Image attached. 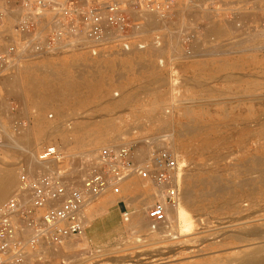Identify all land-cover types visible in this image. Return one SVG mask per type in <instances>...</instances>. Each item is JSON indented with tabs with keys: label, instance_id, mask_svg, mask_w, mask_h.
Masks as SVG:
<instances>
[{
	"label": "rangeland",
	"instance_id": "obj_1",
	"mask_svg": "<svg viewBox=\"0 0 264 264\" xmlns=\"http://www.w3.org/2000/svg\"><path fill=\"white\" fill-rule=\"evenodd\" d=\"M175 3L170 17L147 23L143 35L133 34L129 39L132 49L140 43L149 46L141 63L136 57L126 62L129 50L124 49L120 34L110 37L96 55L83 34L79 37L81 47L58 49L27 61L9 75L11 79L19 75V80L9 76L0 79V168L11 167L17 183L21 170L37 174L45 169L36 155L49 144L58 146L80 167L81 160L88 163L101 147L126 143L142 154L147 138L169 134V148L183 167L182 182L199 195L203 183L217 176L227 189L223 197L214 203H199L200 209L188 208L193 220L189 231L183 223L176 226L174 222L169 235L159 230L160 234L153 236L147 235L149 230L139 234L129 229L123 214L134 209L121 200L110 206V221L103 228L107 235H118L116 238L90 242L92 237L86 233L87 241L73 238L43 256L17 264H264V0ZM48 16L51 20L52 15ZM130 30L126 26L124 35ZM159 34L162 42L157 45ZM46 65L64 67L73 78L84 68L99 74L103 85L97 96L83 104L58 99L39 105L30 95L28 80L35 76L27 75V69ZM5 80L19 83L4 87ZM15 87L20 89L14 91ZM127 94L130 99L122 106L105 109L109 100ZM149 109L158 122L147 114ZM39 112L44 114L49 134L42 142H28ZM162 117L167 124L160 123ZM106 119L113 123L107 129L102 126L108 140L95 148H84L86 135L75 129L83 122ZM191 125L198 129L196 136L180 138L178 130ZM63 130L73 132L64 135ZM9 140L21 148L11 149L6 145ZM105 211L95 214L90 224ZM142 222L143 227L150 226L147 218Z\"/></svg>",
	"mask_w": 264,
	"mask_h": 264
},
{
	"label": "built area",
	"instance_id": "obj_2",
	"mask_svg": "<svg viewBox=\"0 0 264 264\" xmlns=\"http://www.w3.org/2000/svg\"><path fill=\"white\" fill-rule=\"evenodd\" d=\"M175 6V0H0V79L27 61L81 47L83 34L94 55L115 34L129 50L132 35L139 37L147 28L143 13L164 21ZM156 40L161 44L160 34ZM169 137L147 138L142 154L126 143L101 147L80 167L55 144L42 148L36 158L45 169L37 174L21 170L17 188L0 204V264H17L83 237L93 202L109 190L121 193L123 181L133 176L156 187L147 220L152 230L169 235L171 210L181 203L183 184V167L169 148ZM123 217L129 221L128 211Z\"/></svg>",
	"mask_w": 264,
	"mask_h": 264
},
{
	"label": "bare ground",
	"instance_id": "obj_3",
	"mask_svg": "<svg viewBox=\"0 0 264 264\" xmlns=\"http://www.w3.org/2000/svg\"><path fill=\"white\" fill-rule=\"evenodd\" d=\"M193 3H195V2H193ZM200 5L201 4L199 3V6ZM193 7H195V6H193ZM147 14L148 15H146V14L145 15L147 17L146 21L148 24L154 23V22L157 23V17L155 15H152L151 13H150V15H149V13H147ZM180 30H181V28H180ZM177 31H179V30H177ZM177 31L174 29V32H177ZM182 31H183V29H182ZM174 32H172V33H174ZM263 32H264V30H263ZM263 32L261 31V33H262L261 35H264ZM177 33L179 34L180 32H177ZM177 33L176 34L174 33V34L178 35ZM179 35H178V37H179ZM251 36H250V38H251ZM178 37H177V39H178ZM165 40H166V38H165ZM244 40L245 39H243V41ZM241 43H242V39H241L240 44ZM175 45H177V42ZM199 45H200V43H199ZM217 45H219V44H217ZM242 45H244V43H242ZM148 47L129 49V51H127L128 57L125 59V60H127L126 62H132L133 61L132 59L136 57L137 61H139L141 63V60L145 59V52L148 51L147 50ZM263 47H262V49H263ZM157 48H160V47L156 46L155 49H157ZM163 49H161V51ZM163 52H164V50L162 51V53ZM123 74H121V75H123ZM27 75L35 76V77L28 80V87L31 91L30 95L32 96L33 99H35L37 101V103L39 105L51 104V103H53V100H58V99H61V101H59V102H63V103L70 102L73 99V100H77L78 103L83 104V103L88 102L90 97L97 96L99 93V90L101 89V87L103 85V81H102L101 76L99 74L94 73L92 71L89 72V71L85 70L84 68L81 69V71L79 72V75H77V77H75V78H73L66 71V69L64 67L55 68L51 65L43 66L38 70L33 69V68L27 69ZM12 76L14 77V75H12ZM16 76L17 75H15L14 78L16 80H19V78L17 79V77L19 75L17 77ZM36 76H42V78H36ZM13 77L11 79L9 76V78L11 80H13ZM123 77H124V75H123ZM16 83H19V81L10 82V80L9 81L5 80V81H3L2 85L4 87H8L10 85H17ZM19 89H20L19 87H15L14 91H17ZM132 98H133V96L131 97V99ZM128 99H130V96L127 94V95H123V97L119 100H113V101L109 100V104L107 105V107L105 109L107 111H111L112 109H115L119 106H122L123 103L125 101H127ZM0 107H2V106L0 105ZM60 108H61V106H59L58 110H61ZM0 110H2V108ZM151 111L149 109L147 114L151 115ZM151 116L154 117V120L156 119L155 120L156 122H158V117L155 114L151 115ZM167 122H168V120L165 117H162L160 123L161 124H167ZM33 125H34V127L28 133L27 141L32 142V143L42 142L49 134V128H48V125L44 119L43 113L39 112L38 117L35 119V123ZM102 126L105 129H107L109 127H112L113 123L110 121V119H106L105 121L104 120L94 121L92 123L83 122L79 125L78 128L75 129L76 130L75 132H78L79 134H82V135H86V138L82 141V145H84V148L92 149V148H95L96 146H99L101 144V142L108 140V138H107L108 134L106 131L104 132V129L102 128ZM52 127H53V125H52ZM25 130H27V129H25ZM54 130H55V128H54ZM53 132L54 131H51L50 134H52ZM69 132H73V130L69 131ZM69 132H68V130L67 131L63 130L64 135H67V133H69ZM197 133H198V129L192 125L182 127L180 130H178L179 137L184 139V140H188L192 136H196ZM1 142H2V140H1ZM64 143H65V147L68 148L69 145H67L66 139H64ZM6 145H8V147H10L11 149L21 148V145H15L10 140H9L8 144H6ZM4 162H6V161H4ZM256 163L258 164V162H256ZM4 164H6V163H4ZM39 164H41V163H39ZM18 184H19V179L16 183L15 176H14V170L11 169V167L6 166L4 168H0V204L4 203L6 200L9 199V197L11 196V195L9 196V194H10L13 186L16 185V187L14 188V189H16ZM121 187H122L121 193L115 194L112 191H108L107 193H105L103 196H101L99 198V201L96 204H94L88 210L89 220L95 214L100 213L101 211H105L110 206L116 205L118 202L123 200L125 202V204L127 205V207H132L134 209L131 213L128 212L130 219H129V221H127L128 223H126V224L128 225L129 229L137 230V231H139L138 232L139 234L149 230L147 235H151V236L156 235V234H160L159 230L154 231L151 229L150 226L148 228H145L142 226V223H143L142 221L147 218V209L149 207V204L151 203V201L156 199L155 198V192H157V190L153 186V183L150 180L143 179L139 176H133V177L128 178L127 180L123 181V183L121 184ZM254 188H256V187L254 186ZM226 190L227 189H226L224 182L221 179L217 178V176H213L211 179H208L206 182L203 183V189L199 195H195L192 188L188 185L186 186V182L183 181L181 203L179 206H177L171 210V212H172L171 214H172V217L174 219L173 222H175L176 226H178L180 223H183L184 229L186 231H189L193 226V220L190 217L191 215H189L190 212H188L189 211L188 208L200 209V206L198 205L199 203H202V202L203 203H205V202L214 203L218 200H221V198L223 197V194L226 192ZM130 210H132V209H130ZM228 231H230V230H228ZM255 231H256V229H255ZM259 232H260V229H259ZM246 234H248V233H246ZM254 234H256V233L253 232L252 235H254ZM83 238L85 239V241H87L88 240L87 234H85L83 236Z\"/></svg>",
	"mask_w": 264,
	"mask_h": 264
},
{
	"label": "crops",
	"instance_id": "obj_4",
	"mask_svg": "<svg viewBox=\"0 0 264 264\" xmlns=\"http://www.w3.org/2000/svg\"><path fill=\"white\" fill-rule=\"evenodd\" d=\"M118 203H120V202H118ZM112 207H110L107 211L103 212L101 214V217L100 216L97 217L98 216L97 215L95 217L94 221H91V224H90V226H89V228L87 230V233H89L90 236L92 237L91 238L92 240L89 239L90 242H92V241L99 242V243L108 242V241H110V240H112V239H114V238H116L118 236V235H112V234L107 235V233L104 232L105 230H103L104 226L107 223H109V221H110V217H111V214H112V211L110 209ZM114 215H116V214L113 213V216Z\"/></svg>",
	"mask_w": 264,
	"mask_h": 264
}]
</instances>
